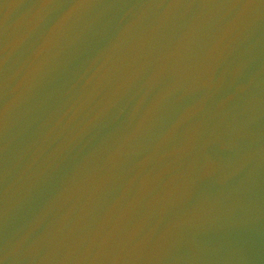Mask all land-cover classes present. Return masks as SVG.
Segmentation results:
<instances>
[{
    "label": "water",
    "instance_id": "obj_1",
    "mask_svg": "<svg viewBox=\"0 0 264 264\" xmlns=\"http://www.w3.org/2000/svg\"><path fill=\"white\" fill-rule=\"evenodd\" d=\"M0 264H264V0H0Z\"/></svg>",
    "mask_w": 264,
    "mask_h": 264
}]
</instances>
